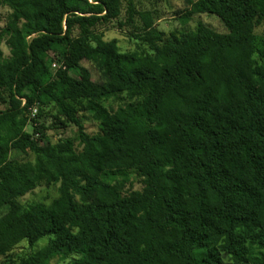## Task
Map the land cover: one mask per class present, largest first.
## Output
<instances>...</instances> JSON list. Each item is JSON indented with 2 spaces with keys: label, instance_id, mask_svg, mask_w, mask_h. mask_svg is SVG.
I'll return each mask as SVG.
<instances>
[{
  "label": "trees",
  "instance_id": "1",
  "mask_svg": "<svg viewBox=\"0 0 264 264\" xmlns=\"http://www.w3.org/2000/svg\"><path fill=\"white\" fill-rule=\"evenodd\" d=\"M184 2L185 24L225 32L166 34L146 12L125 52L101 30L122 0H0V264H264V0Z\"/></svg>",
  "mask_w": 264,
  "mask_h": 264
},
{
  "label": "rangeland",
  "instance_id": "2",
  "mask_svg": "<svg viewBox=\"0 0 264 264\" xmlns=\"http://www.w3.org/2000/svg\"><path fill=\"white\" fill-rule=\"evenodd\" d=\"M129 3L132 4L133 8V20L128 22L129 13ZM123 13L121 18L117 22H113L106 28H102L104 31L106 40H117L119 48L121 51L132 52L136 51L139 47L143 46V41L145 39L144 33H142L143 23L140 19V14L142 13H152L160 18V21L156 22V28L169 34L174 31H184V30H194L199 22L204 23L207 27L220 33L225 32V28L220 20L216 17L201 15L193 17L188 23L183 22V17L186 14V5L184 0H122ZM10 11L7 8H2L0 11V27L3 28ZM122 22L124 26L119 29L118 23ZM144 35V36H143ZM141 39H138V37ZM257 37V47L259 50H264V24L256 30ZM3 51L5 56H9V50L3 46ZM46 58V57H45ZM255 58H258L257 56ZM47 67L51 73L57 70L58 66L54 68L53 62L46 58ZM83 66L88 68L92 72L94 80H97L98 76L94 69V66L89 62H84ZM45 79H48L46 77ZM3 95V91L0 90V96ZM7 108L0 100V111H4ZM109 115L108 110H100L97 114L93 116L84 115L83 122L84 126L89 134H96L99 132V122L106 119ZM145 127V121L142 119L133 120L130 123V130L137 131ZM28 131L30 129L28 128ZM77 133L75 127H69L63 132L66 138H74ZM48 137L56 142L58 139V134L54 132L47 133ZM59 186L52 187H41L34 192L28 194L24 197L21 202L24 205L31 203H42L45 205H50L55 199L59 197ZM143 186L139 181L134 180V191H142ZM46 244L45 241L38 244L36 249L42 248ZM27 244L23 243L19 249L18 253L27 250ZM68 262L54 261L52 264H67Z\"/></svg>",
  "mask_w": 264,
  "mask_h": 264
},
{
  "label": "built area",
  "instance_id": "3",
  "mask_svg": "<svg viewBox=\"0 0 264 264\" xmlns=\"http://www.w3.org/2000/svg\"><path fill=\"white\" fill-rule=\"evenodd\" d=\"M53 66H54V68H56V67H57V66H56V64H54Z\"/></svg>",
  "mask_w": 264,
  "mask_h": 264
}]
</instances>
